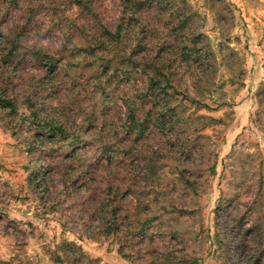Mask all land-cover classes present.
Wrapping results in <instances>:
<instances>
[{"label":"rangeland","instance_id":"rangeland-1","mask_svg":"<svg viewBox=\"0 0 264 264\" xmlns=\"http://www.w3.org/2000/svg\"><path fill=\"white\" fill-rule=\"evenodd\" d=\"M0 33V264H264V0H0Z\"/></svg>","mask_w":264,"mask_h":264},{"label":"trees","instance_id":"trees-1","mask_svg":"<svg viewBox=\"0 0 264 264\" xmlns=\"http://www.w3.org/2000/svg\"><path fill=\"white\" fill-rule=\"evenodd\" d=\"M128 4L131 6L132 9L138 8L141 5L140 3H136V2H128ZM106 33L109 36V38L114 42H117L119 40V38H121V35H122L121 28L118 29V32L116 34H112L111 32H106ZM1 36H2V33H0V37ZM11 49H12L11 51L14 53L17 50V46L15 44H12ZM190 52H192V51L188 50V47L183 45V48L181 49L182 56L187 57V56L191 55ZM151 68H154V70L152 72H150L148 70ZM151 68L149 67V68H146L143 70V72L147 73L148 81H149L148 91L145 94V96L150 98L151 103L153 100L154 105L156 104L157 107H160V106L163 108L169 107L170 99H171L172 95L169 94L168 89H170V90L174 89V86H173V83L171 80V77H173V74L171 72L169 77H168V76L163 74L164 73L163 71L165 70L164 68L157 67L156 65H153ZM148 71L150 72V74ZM159 77H161V79ZM163 96H164V98H163ZM159 100L161 101L162 104H160L158 102ZM190 101L193 104L197 105L198 107L210 109L209 106H207L206 104H202L200 102H197L196 100H190ZM13 107H15V106H13V103L11 100H5V99L3 100L0 98V109H11ZM152 107H154V106L152 105ZM128 108L130 109V120H131L132 124L136 127L138 134H142L143 133V127H142V124H139V122L137 121V116L135 114L134 107L132 105H130V106H128ZM166 109H168V108H166ZM176 109H177V106H174V108L171 107L168 110L170 112L172 119L175 118V116H177ZM166 114H168V113L164 109H162L161 112H159V111L153 112V110H150L147 113L146 120L152 121L156 125V127L163 129V125L165 123L163 118ZM152 116H154V118L150 119ZM68 245L71 248L77 247L74 243H69ZM59 261H61L60 258H59ZM70 264H77L76 260H73V261L71 260Z\"/></svg>","mask_w":264,"mask_h":264}]
</instances>
